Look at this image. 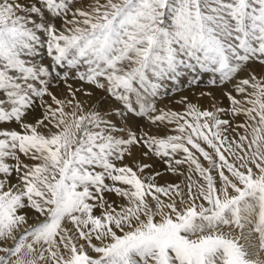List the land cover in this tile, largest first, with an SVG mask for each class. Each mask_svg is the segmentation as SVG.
Segmentation results:
<instances>
[{
  "label": "snow or ice",
  "instance_id": "1",
  "mask_svg": "<svg viewBox=\"0 0 264 264\" xmlns=\"http://www.w3.org/2000/svg\"><path fill=\"white\" fill-rule=\"evenodd\" d=\"M0 264H264V0H0Z\"/></svg>",
  "mask_w": 264,
  "mask_h": 264
},
{
  "label": "rangeland",
  "instance_id": "2",
  "mask_svg": "<svg viewBox=\"0 0 264 264\" xmlns=\"http://www.w3.org/2000/svg\"><path fill=\"white\" fill-rule=\"evenodd\" d=\"M183 94H189L190 95V93H188L187 90ZM95 96H96V98H101L102 99V102H103V100H107V101H109L112 104L117 103L110 96H107L105 93H103V92H101L99 90H96ZM164 103H168V101L165 100ZM227 103H228V101L227 100H224V104L227 105ZM137 119H139V118H137Z\"/></svg>",
  "mask_w": 264,
  "mask_h": 264
}]
</instances>
